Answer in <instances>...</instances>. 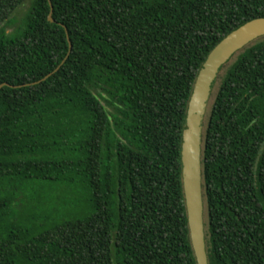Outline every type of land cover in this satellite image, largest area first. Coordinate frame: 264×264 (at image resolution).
<instances>
[{
	"label": "trees",
	"instance_id": "1",
	"mask_svg": "<svg viewBox=\"0 0 264 264\" xmlns=\"http://www.w3.org/2000/svg\"><path fill=\"white\" fill-rule=\"evenodd\" d=\"M262 18L264 0H0V264H198L188 104L210 53ZM235 58L205 125L207 253L264 264V38Z\"/></svg>",
	"mask_w": 264,
	"mask_h": 264
},
{
	"label": "water",
	"instance_id": "2",
	"mask_svg": "<svg viewBox=\"0 0 264 264\" xmlns=\"http://www.w3.org/2000/svg\"><path fill=\"white\" fill-rule=\"evenodd\" d=\"M49 21L55 23L53 8ZM261 38H264V18L254 20L228 35L205 60L197 75L188 104L182 136L181 162L190 238L198 264H209L202 165L204 132L209 106L224 68L240 52ZM69 43L71 52L70 40ZM53 74L41 82L48 80ZM5 86L9 85H2L0 91Z\"/></svg>",
	"mask_w": 264,
	"mask_h": 264
},
{
	"label": "rangeland",
	"instance_id": "3",
	"mask_svg": "<svg viewBox=\"0 0 264 264\" xmlns=\"http://www.w3.org/2000/svg\"><path fill=\"white\" fill-rule=\"evenodd\" d=\"M30 4H31L30 1L27 2L26 5H25L22 9H20V11L15 15V20H13V21H14V24L11 23V24L6 28V32H7V34H11V33H13L14 30H15V28L17 27V24H20V23H21V20H22V18L25 16L26 12L28 11V9H29V7H30ZM15 21H16V22H15ZM15 23H16V25H15ZM235 60H236V58H234V60H233L230 64H232ZM217 88H218V85H217V87H216V89H215V92H214L213 98H212V100H211V103H210V106H209V110H208L207 118H208V116H209V113H210V110H211V106H212V104H213V100H214V96H215V93H216V91H217ZM81 197L86 199L87 196H86L84 193H81ZM70 205H73V204L70 202ZM74 205H77V206H79V207H81V208L83 207V204H82V203H77V204L74 203ZM206 223H207V222H206Z\"/></svg>",
	"mask_w": 264,
	"mask_h": 264
}]
</instances>
